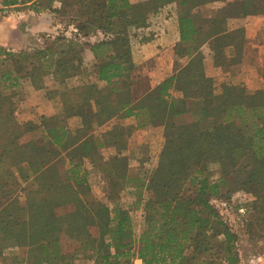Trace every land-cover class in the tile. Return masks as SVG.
<instances>
[{"label": "trees", "instance_id": "1", "mask_svg": "<svg viewBox=\"0 0 264 264\" xmlns=\"http://www.w3.org/2000/svg\"><path fill=\"white\" fill-rule=\"evenodd\" d=\"M54 2L60 5L53 6ZM220 2L225 4L215 8ZM234 2L241 13L264 11V0ZM4 4L15 10L55 13L75 5L80 20L36 51L38 57L51 60L39 72L25 66L28 53L0 46L2 62H12L0 70L1 260L6 249L25 247V258L19 260L24 264L77 260L134 264L135 259L141 264H238L236 229L246 224L249 209L264 208V87L247 92L231 85V64L238 62L243 45L242 32L231 31L227 24L231 0H4ZM160 7L177 13L179 41L174 51L186 61H175L170 76L131 104L134 62L129 30L146 27L150 11ZM98 31L101 37L92 42L76 40L80 32L87 37ZM71 35L75 36L67 37ZM138 38L140 43L152 41L150 35ZM86 49L95 61L90 71L81 69ZM207 55L220 68L219 74L206 73ZM51 74L62 85L66 109L70 105L101 121L143 110L142 125L163 126L159 161L146 182L139 175H127V155L135 153L120 146H126L129 126L113 127L107 134L117 148L107 158L96 140L84 144L92 149L82 145L69 149L78 137H49L40 145L24 139L36 124L17 119L19 106L2 88H10L19 78L40 88ZM80 75L87 78L68 86L69 78ZM232 110L237 111V120L231 118ZM248 110L249 119L243 114ZM182 115L190 119L177 122ZM212 164L220 169L219 180L212 179ZM229 170L231 189L223 196L221 184ZM96 174L102 177L101 183L95 182L99 195L88 179ZM124 178L123 186L134 198L131 205L142 210L138 235L128 209L115 199L113 184ZM21 181L30 185L20 188ZM85 211L93 214L94 227L68 222Z\"/></svg>", "mask_w": 264, "mask_h": 264}, {"label": "crops", "instance_id": "2", "mask_svg": "<svg viewBox=\"0 0 264 264\" xmlns=\"http://www.w3.org/2000/svg\"><path fill=\"white\" fill-rule=\"evenodd\" d=\"M224 4L220 2L215 8ZM237 8L238 6L234 0H231V17L227 18V24L231 31H241L243 39L242 48L238 52L239 60L231 64V85L245 89L247 92L262 90L264 87V11L250 14L238 12ZM169 11L170 13H168ZM169 11L165 9L163 13H159L160 17L155 20L156 27L152 24L151 28L157 32V35H155L151 43L137 45L131 52L134 62V68L130 73L131 104H134L141 96L170 76L175 71V61L179 60L180 64L186 61L184 57L178 58L175 55L174 47L179 41L177 13L174 9ZM62 22L60 19L53 17L52 13H43L38 18V22L32 26L34 29L46 31L52 28L51 30L53 31ZM70 23L68 22L67 26L74 24ZM47 36L50 37L49 40L55 37V35ZM7 49L16 50L13 48ZM235 54L237 53H235L234 47L231 46V56ZM47 56L48 54L45 57L47 58ZM84 59V66L81 67L83 71H90L94 68V56L89 49L85 50ZM205 70L211 76L220 72V68L211 63L209 55H207L205 61ZM228 73L225 72V74ZM80 78L86 79L87 76L80 75L69 78L68 86L78 84ZM142 78L146 83L145 88L141 87L140 80ZM15 87H17V91H22L23 94V99L17 112V119L20 122H35V130L26 134L25 139L34 141L36 145L42 144L44 139L49 137L55 139L70 136L78 137V140L69 149H75L80 145L84 146L85 149H92L84 144L85 142L87 144L89 140H96L99 144L97 149H102L105 158H107L110 154L115 153L114 149H117L114 145H110L111 142H109V135L107 134L113 127L117 128V126L121 125L129 126L130 134L126 138L125 148L121 145L120 149H127L128 151V149H141V146H147L148 149H156V142L160 139L163 140L162 125H154L149 122L146 125H142L146 116L143 110L138 111L135 109V115L127 117L115 115L101 121L96 117L83 116L70 105L66 109L63 97L60 95L62 85L58 83L53 74L45 76L43 87L33 88L27 81H22V78H19L18 82L10 88ZM174 93V90H172V94ZM93 110L96 109L93 108ZM232 111L231 118L237 120L234 119L237 111ZM243 114L248 118L251 111L248 110ZM53 144L56 145L54 142ZM86 160L88 161V159ZM87 167H90L89 164H87ZM133 263L141 264V261L135 259Z\"/></svg>", "mask_w": 264, "mask_h": 264}, {"label": "rangeland", "instance_id": "3", "mask_svg": "<svg viewBox=\"0 0 264 264\" xmlns=\"http://www.w3.org/2000/svg\"><path fill=\"white\" fill-rule=\"evenodd\" d=\"M133 2H136L138 0H131ZM60 5L59 2H54L53 6L58 7ZM160 7L156 8L150 11L147 18V26L142 28H135L130 27L129 30V41L130 46L132 49H135L137 45L147 44L151 43V41H147L145 43H140L138 35L143 34L144 37H147V35H150L152 37L151 40L155 38V35H157V32L151 28L152 24L157 26L156 21L160 17L159 13H163L166 9L169 11V8ZM10 8L9 15H0V46L7 48H13L16 49V53L19 51H24L28 53L29 57L25 60V66L32 67V69L35 72H39L42 68V65L50 64V59H42L38 57V54L36 55V51L40 49H44L47 44L51 43V40H49V36L47 35H58V34H64L65 29L68 27V22L74 23L76 25L80 20L79 15L76 12V6H64L59 12L55 13L51 10H47L44 12H37L34 10H29L25 7H20L18 10ZM173 10V9H172ZM51 14L53 17H56L57 19H60L63 21L56 30H51L52 28H49V31L42 30V29H34L32 26L36 22H38V18L41 16V14ZM170 13V11L168 12ZM157 17V18H156ZM79 18V19H78ZM77 19V20H76ZM70 23V24H71ZM71 27V26H70ZM154 27V26H153ZM71 29V28H68ZM83 32H80L79 35H76V40L81 42L82 44L88 42H92L95 39H98L101 37V33L98 31L96 36H82ZM75 35L67 36V37H74ZM3 61V55H0V70L1 69H8L11 67V63L9 60ZM85 61V59H84ZM31 65V66H30ZM131 80V79H130ZM141 87L145 88V81L142 78L140 80ZM17 87L15 88H6L3 89L5 92L10 93L12 95L13 100L16 102L17 106L20 105L22 102V91H17ZM187 119H190L188 115H182L178 117L177 122H186ZM25 139V138H24ZM163 145V140H158L156 142V149H148L147 146H142L141 149H128L129 153L134 152L135 156H131V154H128V164L129 168L127 171L128 177L131 175H139L141 179L146 182V179L149 177L150 172L156 167L158 161H159V154L161 151ZM62 154V153H61ZM228 157V156H227ZM184 161V160H183ZM60 160V166L59 171H63V164ZM87 165V164H86ZM213 166L210 167V172L212 173V179L219 180L220 177V169L217 167V165L212 164ZM211 166V165H210ZM139 172V173H138ZM126 175V176H127ZM96 177L88 178L90 184L92 185L93 189L97 190L95 191V194L99 195V191L101 188H98L97 184H95L96 181H99L101 183V178L96 174ZM127 177V179H128ZM121 179H119V182L116 184H113V188L116 190L115 196L116 200L120 202V204L127 208L129 211V214L132 218V222L134 225L135 233L138 235L142 226H143V220H142V214H141V207H138L137 209H134V207L131 205L133 201V195L129 192L130 188L127 186H123V182L125 181V178L122 182H120ZM26 181L20 182V188L28 187L30 185V181L25 183ZM222 183V182H221ZM104 185V183H102ZM127 185H130L128 183ZM227 189H231V170H229V173H227L224 177V184H221L220 192L223 194V196H226ZM19 194V191H18ZM225 194V195H224ZM245 220L246 224H244L243 227H238L236 229V239L234 242L235 251L237 253L238 258V264H264V208H254L249 209L248 212L245 214ZM69 223H85L90 225L91 227H94L93 222V214L89 211H85L79 215H76L74 218L68 219ZM26 254V248L20 247V248H10L6 249L3 254V259L0 260V264H24L23 262H20L19 260L21 258H25ZM75 264H90L85 263L84 261H75Z\"/></svg>", "mask_w": 264, "mask_h": 264}, {"label": "built area", "instance_id": "4", "mask_svg": "<svg viewBox=\"0 0 264 264\" xmlns=\"http://www.w3.org/2000/svg\"><path fill=\"white\" fill-rule=\"evenodd\" d=\"M10 7L4 4V0H0V15H9ZM243 211V209H240Z\"/></svg>", "mask_w": 264, "mask_h": 264}]
</instances>
